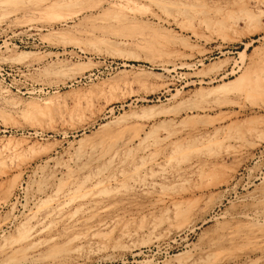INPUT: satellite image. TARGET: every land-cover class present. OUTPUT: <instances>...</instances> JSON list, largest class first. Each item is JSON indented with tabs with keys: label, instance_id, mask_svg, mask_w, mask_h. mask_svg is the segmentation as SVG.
Returning <instances> with one entry per match:
<instances>
[{
	"label": "rangeland",
	"instance_id": "374dc122",
	"mask_svg": "<svg viewBox=\"0 0 264 264\" xmlns=\"http://www.w3.org/2000/svg\"><path fill=\"white\" fill-rule=\"evenodd\" d=\"M0 264H264V0H0Z\"/></svg>",
	"mask_w": 264,
	"mask_h": 264
}]
</instances>
